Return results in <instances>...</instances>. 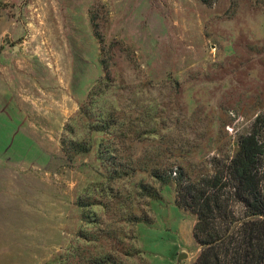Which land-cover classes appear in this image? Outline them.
I'll return each mask as SVG.
<instances>
[{
  "label": "rangeland",
  "instance_id": "374dc122",
  "mask_svg": "<svg viewBox=\"0 0 264 264\" xmlns=\"http://www.w3.org/2000/svg\"><path fill=\"white\" fill-rule=\"evenodd\" d=\"M0 12V264H194L197 218L175 184L111 179L98 150L115 133L91 134L81 109L101 83L98 105L133 125L124 155L143 165L234 153L264 113V0H11ZM69 126L89 154L67 152Z\"/></svg>",
  "mask_w": 264,
  "mask_h": 264
},
{
  "label": "trees",
  "instance_id": "16d2710c",
  "mask_svg": "<svg viewBox=\"0 0 264 264\" xmlns=\"http://www.w3.org/2000/svg\"><path fill=\"white\" fill-rule=\"evenodd\" d=\"M101 92L99 83L91 93L95 99L82 107L81 115L90 112L94 118L88 125L91 134L115 133L110 145L101 143L98 150V160H103L110 178L123 180L141 172L163 186L175 184L178 208L192 212L197 218L194 238L200 253L194 264H264V113L257 115L251 132L238 137L234 153L219 151L203 164L205 167L187 164V156L174 166L152 164L158 157L149 158V163L143 165L141 157L134 160L124 155V140L129 138L133 125L127 122L126 126L113 113L103 111L98 105V101L103 100ZM146 126L152 128L151 132H157L156 125ZM69 131L74 135L73 128ZM147 134L138 131L133 138L142 143ZM74 136L77 138L70 141L67 152L72 156L89 154L91 142ZM113 140L120 143L115 145ZM138 190L142 196L159 199L157 189L150 184L140 183ZM77 206L86 209L96 203L89 197L87 202L77 201ZM84 218L91 219V216ZM78 235L81 240L89 238L84 230ZM64 261L65 258L61 260ZM85 262L121 264L109 254L93 255Z\"/></svg>",
  "mask_w": 264,
  "mask_h": 264
},
{
  "label": "crops",
  "instance_id": "0c3cea01",
  "mask_svg": "<svg viewBox=\"0 0 264 264\" xmlns=\"http://www.w3.org/2000/svg\"><path fill=\"white\" fill-rule=\"evenodd\" d=\"M9 2H11V0H0V4L2 3V4H7V3H9ZM1 13V12H0Z\"/></svg>",
  "mask_w": 264,
  "mask_h": 264
},
{
  "label": "water",
  "instance_id": "95a60500",
  "mask_svg": "<svg viewBox=\"0 0 264 264\" xmlns=\"http://www.w3.org/2000/svg\"><path fill=\"white\" fill-rule=\"evenodd\" d=\"M185 256H186L185 254H181V255L179 256V258H180V259H184Z\"/></svg>",
  "mask_w": 264,
  "mask_h": 264
}]
</instances>
